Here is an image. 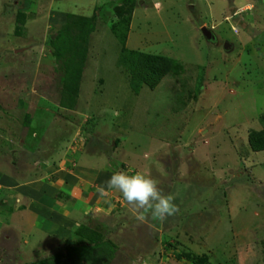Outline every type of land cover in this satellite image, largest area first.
Here are the masks:
<instances>
[{"label":"rangeland","instance_id":"rangeland-1","mask_svg":"<svg viewBox=\"0 0 264 264\" xmlns=\"http://www.w3.org/2000/svg\"><path fill=\"white\" fill-rule=\"evenodd\" d=\"M123 3L0 0L1 219L11 212H1L6 197L15 198L4 176L26 180L33 162L47 158L41 146L47 144L48 157L53 148L70 154L72 136L80 134L84 141L73 149L85 151L94 169L141 172L179 208L164 221L140 220L117 192L120 226L112 233L109 222L95 223L94 231L112 245L111 257L96 264H193L186 254L204 256V264H264V151L252 152L247 143L250 131L264 130V0H138L126 48L181 67L154 90L143 85L138 92L120 65L121 44L112 30L114 10ZM70 14L89 19L93 29L76 104L67 109L60 104L67 58L60 43L76 32L57 33ZM18 61L23 69L16 72ZM21 153L31 156L23 169L13 166ZM59 160L48 162L49 169ZM6 189L12 193L2 195ZM4 235L0 248L18 257L0 264L45 259L6 246ZM69 245L76 261L89 263V240Z\"/></svg>","mask_w":264,"mask_h":264},{"label":"crops","instance_id":"crops-1","mask_svg":"<svg viewBox=\"0 0 264 264\" xmlns=\"http://www.w3.org/2000/svg\"><path fill=\"white\" fill-rule=\"evenodd\" d=\"M28 52L30 50L26 48V53ZM15 56L18 57L17 59H22L20 54ZM18 66L16 72L23 69L20 63ZM74 136L75 134L72 138H75ZM46 145L41 146V151L38 149L40 148L39 142L36 140L34 143L36 151H41L42 157H47L45 161L37 159L33 162L34 168L30 174L34 175L27 174L26 180L21 178V175H17L16 178L4 176L7 180L6 185L15 187V192H13L15 198L6 197L5 202L8 205L5 204L1 207V212H6L11 208V212H7L6 216L2 215L3 220L0 217V235L5 233L1 241L12 249L19 247L20 253L29 254L31 258L42 256L48 258L58 253L67 244H71L72 241H85V238H81L76 233L80 227H87L88 231L100 235L94 231L97 222H102L104 225L109 222L111 228L107 231L112 233L117 226H120L116 220V211L119 210L118 207H122L118 205L120 201V198L116 196L118 191L109 190L106 195L101 196L97 189L104 185L114 172L122 170H107L105 169L106 165H96V169H94L90 165L85 151L80 150H70V154L64 152L65 155L53 148L51 149L52 155L49 154L48 157V155L46 156ZM26 150L28 151V148ZM53 151L54 153H52ZM21 155L23 156L22 160L18 159L17 163H13V166L19 164L20 169L27 167L28 163L30 166L31 156L23 153ZM56 158L60 159L58 168L56 167V170L52 171L47 163H52ZM67 163L74 169L68 170ZM18 174H20L19 171ZM4 193L12 192L6 189L2 195ZM14 200L22 205H16ZM82 214L89 219L87 218L86 221ZM48 238L56 240L58 243H50ZM43 242L47 243L43 244ZM4 247L0 248V263H7L18 257V255L6 253L7 249H11L4 250ZM52 251L56 252L52 254ZM43 253L45 254L43 255Z\"/></svg>","mask_w":264,"mask_h":264},{"label":"trees","instance_id":"trees-1","mask_svg":"<svg viewBox=\"0 0 264 264\" xmlns=\"http://www.w3.org/2000/svg\"><path fill=\"white\" fill-rule=\"evenodd\" d=\"M137 3L138 0H124V3L114 10L118 21L112 25V30L117 33V37L121 44L120 65L126 67L125 69L129 76V84L134 92H138L143 85L150 90H154L160 84L161 80L169 73L176 75V73L181 70V67L175 60L162 56L143 54L126 48L125 42L127 33ZM65 18L67 19V25L57 34L66 35L70 33L71 30H74L76 36L74 38H68L64 43H60L61 48L64 49H62V56H67L66 60L63 62L64 67L63 76L61 77L62 92L60 104L63 108L72 109L76 104L75 101L79 92L81 71L86 52V39L92 32L93 26L90 20L84 17L70 14L65 15ZM52 44L56 45V42L53 41ZM65 53L67 54L65 55ZM56 55H60V52H57ZM262 121H264V119H262ZM247 143L252 152H263L264 130L250 131L247 136ZM76 233L81 236V238L89 240L90 244H92L89 259H87L89 263H86L84 260L81 262L76 261V259H79V255L75 256V251L71 250L72 246L69 245L65 246V249L61 250L62 252H58L39 262L29 264H96L102 263L103 260H107L108 257H111L108 246L112 247V245L103 242L101 236H94L90 231L86 232V228L84 227H80ZM91 257L94 259H91ZM184 257L193 264H204L206 262L204 256L197 257L186 254ZM177 259H180L179 255Z\"/></svg>","mask_w":264,"mask_h":264},{"label":"clouds","instance_id":"clouds-1","mask_svg":"<svg viewBox=\"0 0 264 264\" xmlns=\"http://www.w3.org/2000/svg\"><path fill=\"white\" fill-rule=\"evenodd\" d=\"M109 190L118 191L124 201L140 213L137 217L140 220L150 215L153 220L164 221L179 212L173 195L163 194L156 181L141 172L131 175L123 171L114 172L97 189L101 196Z\"/></svg>","mask_w":264,"mask_h":264},{"label":"built area","instance_id":"built-area-1","mask_svg":"<svg viewBox=\"0 0 264 264\" xmlns=\"http://www.w3.org/2000/svg\"><path fill=\"white\" fill-rule=\"evenodd\" d=\"M76 138V139H75ZM73 139V143L70 146V149L74 150L73 148L77 145H79V142H81V140H83V138L80 136V134H78L76 137ZM84 141V140H83Z\"/></svg>","mask_w":264,"mask_h":264},{"label":"water","instance_id":"water-1","mask_svg":"<svg viewBox=\"0 0 264 264\" xmlns=\"http://www.w3.org/2000/svg\"><path fill=\"white\" fill-rule=\"evenodd\" d=\"M211 39H213V37H212ZM230 47H231V46H230L229 43H228V44H227V43L224 44V50H226V49H228V48L230 49Z\"/></svg>","mask_w":264,"mask_h":264},{"label":"flooded vegetation","instance_id":"flooded-vegetation-1","mask_svg":"<svg viewBox=\"0 0 264 264\" xmlns=\"http://www.w3.org/2000/svg\"><path fill=\"white\" fill-rule=\"evenodd\" d=\"M212 40H214V39H212Z\"/></svg>","mask_w":264,"mask_h":264}]
</instances>
